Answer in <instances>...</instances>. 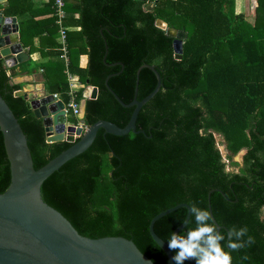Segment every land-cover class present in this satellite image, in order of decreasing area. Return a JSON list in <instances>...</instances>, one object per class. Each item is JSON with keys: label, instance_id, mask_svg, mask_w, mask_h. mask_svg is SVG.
<instances>
[{"label": "trees", "instance_id": "1", "mask_svg": "<svg viewBox=\"0 0 264 264\" xmlns=\"http://www.w3.org/2000/svg\"><path fill=\"white\" fill-rule=\"evenodd\" d=\"M146 2L153 10L145 9ZM51 5L52 0L44 2L37 11L32 0H6L2 12L23 17L20 37L29 53L50 56L24 64L41 68L49 93L67 101L66 69L81 84L97 87L96 98L85 102L86 125L105 119L123 127L129 120L133 107L119 104L107 89L109 74H114L109 87L124 103L134 95L140 100L156 84L153 71L143 67L134 94L142 64L155 67L161 86L137 114L139 132L113 135L100 128L87 149L42 182L43 201L81 235L123 236L155 264H164L166 255L148 231L151 218L181 202L208 209L211 191V211L225 235L222 244L229 227L247 228L241 247L227 249L232 264H264V0H256L253 22L236 10L235 0H66L67 67ZM157 18L187 32L180 59L174 57L173 37L155 25ZM18 73L0 57V95L17 118L37 169L72 142L45 141L41 119L23 96L13 95L22 87L11 83ZM81 91H75L79 101ZM215 133L223 140L224 156ZM242 149L238 170L227 169L225 159ZM9 182L0 132V192ZM186 212L179 207L158 218L155 233L167 243Z\"/></svg>", "mask_w": 264, "mask_h": 264}, {"label": "water", "instance_id": "2", "mask_svg": "<svg viewBox=\"0 0 264 264\" xmlns=\"http://www.w3.org/2000/svg\"><path fill=\"white\" fill-rule=\"evenodd\" d=\"M5 0H0L2 5ZM147 1V0H145ZM153 4L145 3V9L153 10ZM155 25L173 37V50L176 59L181 58L182 43L187 37L184 29H177L160 19ZM0 57L7 67H12L28 59V54L18 41V24L15 16H3L0 13ZM143 67H148L156 76L154 88L140 100L134 98L124 103L109 87L105 86L119 104L133 107L128 122L120 127L115 123L98 119L82 130L80 125H73L66 117L64 101L44 91L29 93L24 89L14 91V96H23L28 101L33 115L40 118L45 131L47 143L68 141L72 144L62 150L44 165L35 169L26 136L11 109L0 95V132L9 162L10 182L0 192V264H155L144 255L136 244L123 236H102L90 238L78 233L69 220L58 210L48 205L41 197L42 182L66 161L82 153L92 143L97 131L124 135L136 130V117L140 108L157 92L161 86L159 73L153 65L142 64L136 71L134 94L137 92L138 75ZM17 82L12 79L11 83ZM96 86L86 84L82 89L80 109L84 113L87 99L96 98ZM85 124L83 115L79 120ZM207 194L208 210L212 214ZM186 208L184 220L173 230L179 232L190 217V206L181 202L158 212L148 225V231L155 243L164 251L166 262L174 264L172 252L167 243L154 231L155 221L163 215L179 208ZM213 216V214H212ZM215 220V218L213 217ZM216 221V220H215ZM218 225V224H217ZM221 229V226L218 225Z\"/></svg>", "mask_w": 264, "mask_h": 264}, {"label": "clouds", "instance_id": "3", "mask_svg": "<svg viewBox=\"0 0 264 264\" xmlns=\"http://www.w3.org/2000/svg\"><path fill=\"white\" fill-rule=\"evenodd\" d=\"M189 211L191 226L183 234L171 231L166 239L168 248L174 250V264H184L187 260H193L194 264H232V256L227 249L236 250L241 247V238L247 228L229 227L225 246L222 244L225 235L207 208L192 204ZM247 239L251 241L252 238Z\"/></svg>", "mask_w": 264, "mask_h": 264}, {"label": "crops", "instance_id": "4", "mask_svg": "<svg viewBox=\"0 0 264 264\" xmlns=\"http://www.w3.org/2000/svg\"><path fill=\"white\" fill-rule=\"evenodd\" d=\"M49 0H32L33 3V10H40V8L43 6V3H47ZM6 0L3 2V4H0V13L3 14L2 12V8L5 6ZM48 7V5H46ZM255 6H256V0H255ZM77 15V14H76ZM3 16H6L3 14ZM48 16L47 14H45V17ZM254 16H255V7H254V11L253 14L251 15V17L249 18V21L253 22L254 21ZM16 17V16H15ZM28 14L24 16V18H27ZM36 18V17H35ZM38 18V17H37ZM23 19V17H16V22L18 24V41L22 46V49L24 51L27 52L28 54V59L27 60H32V62H34L35 64H38L40 62H46L50 56L49 55H45V57H42L40 55L39 51H34L32 53H29L28 51V46L24 45V40L23 38L20 37V24L19 21ZM33 43L34 45L38 44V37H34L33 38ZM49 50L48 46H45V51ZM23 61L21 63H17L16 65H14L15 70L17 72H19L15 77H13L14 79H16L17 82H21L22 83V89H24L25 91L29 92V93H35V92H41L44 91L45 93H49L46 88L44 87V84L41 82L40 80V72H41V68H29L28 66L25 67V62L27 61ZM24 65V66H23ZM23 66V67H22ZM24 69V70H22ZM21 70V71H20ZM72 88L78 92V90H82L83 89V84H81L77 79H74L72 82ZM75 92V93H76ZM82 94V91H81ZM59 99H61V97L58 96ZM63 100V99H62ZM64 102L66 100H63ZM83 115V111L81 108V117Z\"/></svg>", "mask_w": 264, "mask_h": 264}, {"label": "built area", "instance_id": "5", "mask_svg": "<svg viewBox=\"0 0 264 264\" xmlns=\"http://www.w3.org/2000/svg\"><path fill=\"white\" fill-rule=\"evenodd\" d=\"M66 0H52V15L54 17L55 24L57 25V41L59 43L60 58L63 60L65 67H67L69 62V53H68V43H67V29L64 24L66 18L65 10ZM67 78L70 84V90L68 92V99L64 102V110L66 117L76 118V123L73 125H80L82 130H85L88 125L82 124L79 122L81 118V109L80 101L76 98L75 90L72 88V82L74 79H77L72 75L67 69L65 70ZM54 97L58 98L56 93H53Z\"/></svg>", "mask_w": 264, "mask_h": 264}, {"label": "rangeland", "instance_id": "6", "mask_svg": "<svg viewBox=\"0 0 264 264\" xmlns=\"http://www.w3.org/2000/svg\"><path fill=\"white\" fill-rule=\"evenodd\" d=\"M235 3H236V10L238 12H243L245 14V17L249 20V18L251 17V15L253 14V11H254L255 0H235ZM215 138H216V142L219 146V149L221 150V152L224 156L226 154V150L224 147L223 140L220 137V135H218L217 133H215ZM244 152H245V150L242 149L238 153L234 154L231 159L226 158L225 161H226L227 169L237 171L238 167L241 163L242 155L244 154ZM231 160L234 162H237V164L232 165L230 163ZM263 212H264V208H263Z\"/></svg>", "mask_w": 264, "mask_h": 264}]
</instances>
